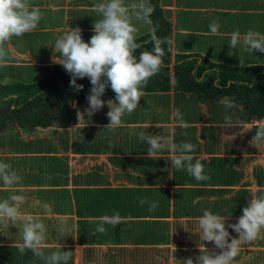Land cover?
<instances>
[{"label":"crops","instance_id":"0c3cea01","mask_svg":"<svg viewBox=\"0 0 264 264\" xmlns=\"http://www.w3.org/2000/svg\"><path fill=\"white\" fill-rule=\"evenodd\" d=\"M99 2L32 0L60 24L41 26L40 22L35 31L13 37L7 48L15 59L6 66L30 63L29 77L41 76L47 66L57 64L51 59L57 37L77 26L85 42L94 35L92 26L100 19L94 5ZM159 4L171 23V58L193 53L227 65L264 64L260 52L247 61L244 51L229 56L223 44L222 54L213 52L221 36L231 39L233 32L243 36L249 30L264 35V0H159ZM189 13L195 15L185 18ZM88 14L91 18H83ZM214 21L220 24L218 34L209 29ZM137 27L138 36L148 33L142 22ZM42 31L57 33L46 50L29 45L34 34ZM4 67H0L1 82ZM144 93L137 108L126 113L114 131L104 128L110 122L105 105L90 119L76 116L68 127L26 125L0 132V162L10 164L22 177L14 189L0 180V200L13 194L25 196L21 215L38 218L47 228L45 255L71 251L68 264H181L187 257L195 261L204 246L221 251L213 242L203 246L200 240L198 217L204 210L230 217L226 224L236 223L247 203L264 195V142L250 143L264 118L245 120L242 108H227L224 98L201 101L172 88ZM85 107L86 99L76 105V111L83 112ZM176 110L187 127L176 121ZM226 117L231 118L230 124ZM140 132L165 135L174 144L196 145L193 162L200 160L209 179L197 181L186 170L173 168L171 151L149 157ZM144 198L156 203L154 211L148 210V204L141 205ZM45 204L50 214L44 211ZM114 212L125 222L116 227L106 224V232L97 233V218ZM61 221L67 225L63 237L57 232ZM229 232L239 238L232 229ZM22 233V219L15 225H0V264H45L30 250L20 253ZM232 264H264V230L259 239L241 244Z\"/></svg>","mask_w":264,"mask_h":264},{"label":"clouds","instance_id":"9594fccd","mask_svg":"<svg viewBox=\"0 0 264 264\" xmlns=\"http://www.w3.org/2000/svg\"><path fill=\"white\" fill-rule=\"evenodd\" d=\"M95 11L100 16L93 24L94 35L85 42L82 29L77 26L69 28L68 32L57 37L53 46L52 62L60 64L70 74V87L77 93L84 89L83 84H78V79L88 78L91 88L86 95L87 107L81 112L77 108L78 120L85 115L90 119L95 113L102 110L105 105L109 111L106 113L109 123L104 126L107 130L114 131L122 124V117L132 113L140 104L145 95L143 89L150 78L158 74L164 66L163 45H171L168 37L157 36L159 24L154 23L152 15L155 5L151 0H101L94 5ZM43 19V13L32 0H0V67L5 66L10 57L7 45L13 37H21L26 33L35 31ZM137 22L148 26L151 36L152 49L139 51L143 45L137 42L139 28ZM212 34H218L220 24L214 21L209 25ZM147 43V42H146ZM246 50L264 53V35L260 32L249 30L243 36L239 32L231 34L228 55H233L231 49L237 45ZM111 88L115 99L104 100L106 90ZM227 108L236 107L235 98L225 97ZM176 121L187 127L183 114L176 110L173 114ZM226 123H231V118L226 117ZM141 143L147 144L149 157L158 152L171 151L172 167L177 170H186L197 181L208 180L204 165L200 160L194 161L193 153L196 145L189 142L174 144L167 136L145 132L139 133ZM264 142V125H261L252 141L256 146ZM0 180L5 187L14 189L22 181L11 165L0 162ZM24 195H10L0 200V225L7 227L9 222L15 225L17 219L23 220L22 243L19 245L20 253L31 251L45 264H68L72 256L71 251H54L45 255L44 245L48 238L47 228L43 222L32 215H21L20 205L24 202ZM141 205L148 204V210L154 211L156 203L147 198L140 200ZM44 211L51 213L49 205H44ZM230 217L213 214L204 210L198 217V224L202 230L200 240L213 242L215 248L221 251H209L203 243L205 251L195 258L187 257L181 264H232L239 254L241 244L250 243L261 237L264 230V195L254 197L243 208L238 222L226 224ZM97 233L106 232L104 225L113 227L124 223L125 218L118 212L112 215H103L97 218ZM232 229L239 238L232 236ZM67 231L66 221H61L57 227L59 236L63 237Z\"/></svg>","mask_w":264,"mask_h":264},{"label":"trees","instance_id":"16d2710c","mask_svg":"<svg viewBox=\"0 0 264 264\" xmlns=\"http://www.w3.org/2000/svg\"><path fill=\"white\" fill-rule=\"evenodd\" d=\"M152 15L159 24L157 36L171 40V23L164 15L159 0ZM143 48L151 50V36L137 37ZM147 42V43H146ZM165 56L161 71L149 79L143 91L174 89L192 93L201 101L217 102L225 97L235 98L242 108L244 119L264 118V64L227 65L216 63L205 56L177 53L171 59V45H163ZM70 74L60 64H52L32 81H0V132L20 126L68 127L75 123L76 105L86 99L91 84L88 78L78 79L84 89L77 93L70 87ZM172 80V83H171ZM115 98L109 87L102 99Z\"/></svg>","mask_w":264,"mask_h":264},{"label":"rangeland","instance_id":"374dc122","mask_svg":"<svg viewBox=\"0 0 264 264\" xmlns=\"http://www.w3.org/2000/svg\"><path fill=\"white\" fill-rule=\"evenodd\" d=\"M49 11V9L47 10ZM61 12V11H60ZM43 19L40 21L41 22V26H44V25H59L60 22H56L54 23V20L53 17L51 16H48L47 12L43 11ZM195 14H192V13H189V14H186L184 17L185 18H188L190 16V18L192 16H194ZM256 13L254 14V18L256 17ZM83 18H91V16L88 14V15H85ZM194 18V17H193ZM197 19V17H195ZM76 19H79V17H77ZM144 25V24H143ZM145 26V25H144ZM57 33H53L51 34L50 32H45V31H42V32H37L35 33V37L31 38L29 40V45L32 46V45H35V46H38L40 47L41 49L44 48L45 49V46H47L49 43H52L55 39V37H53L54 35H56ZM229 37H219L218 38V41L221 43V44H218L219 46H215L214 47V53L216 54H222L220 53L221 50L223 49L222 47V44L225 45L227 47V51H230V48H229ZM46 50V49H45ZM231 51H236L237 54H241L242 51H244V54H243V59L245 61H247L249 58L252 59L257 57L254 55H256L258 52H255V51H249V50H246L245 48H243L242 46H240L239 44L237 45V47L235 49H231ZM39 58L41 59H44L45 58V55L43 52H39ZM254 54V55H253ZM236 57V56H234ZM24 59L25 58H28V57H23ZM173 58V57H172ZM171 58V59H172ZM14 56L10 57L9 60H14ZM237 59V58H236ZM226 60H227V57H226ZM228 60H231V59H228ZM26 61V60H25ZM236 61V60H235ZM32 70V67H30V63H24V64H21V66L18 68L16 67L15 65L14 66H6L2 69V81L3 82H13V81H24V82H29V81H32L34 79L30 78L29 75H28V72H30ZM36 78V77H34ZM21 79H25V80H21ZM51 134H53V132H50Z\"/></svg>","mask_w":264,"mask_h":264}]
</instances>
